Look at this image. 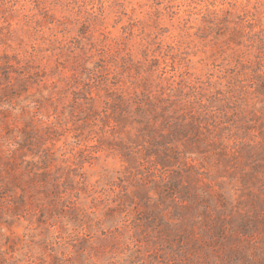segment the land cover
<instances>
[{
	"label": "rangeland",
	"instance_id": "1",
	"mask_svg": "<svg viewBox=\"0 0 264 264\" xmlns=\"http://www.w3.org/2000/svg\"><path fill=\"white\" fill-rule=\"evenodd\" d=\"M0 264H264V0H0Z\"/></svg>",
	"mask_w": 264,
	"mask_h": 264
}]
</instances>
